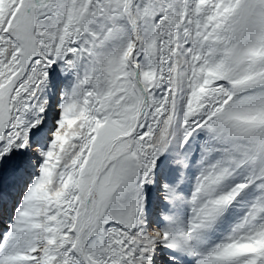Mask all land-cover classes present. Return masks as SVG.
<instances>
[{
  "label": "rangeland",
  "instance_id": "1",
  "mask_svg": "<svg viewBox=\"0 0 264 264\" xmlns=\"http://www.w3.org/2000/svg\"><path fill=\"white\" fill-rule=\"evenodd\" d=\"M127 3L0 0V233L9 231L0 248L11 252L0 264H264V0H130L128 14ZM185 66L186 172L166 174L171 204L156 235V199L166 196L155 153L163 136L172 139ZM230 115L240 116L235 128ZM242 143L239 170L226 180L216 169L233 166ZM128 159L143 189L127 217L112 209ZM196 160L201 175L187 188ZM85 199L99 215L80 245Z\"/></svg>",
  "mask_w": 264,
  "mask_h": 264
},
{
  "label": "bare ground",
  "instance_id": "2",
  "mask_svg": "<svg viewBox=\"0 0 264 264\" xmlns=\"http://www.w3.org/2000/svg\"><path fill=\"white\" fill-rule=\"evenodd\" d=\"M133 4H134V2H133ZM132 4V5H133ZM127 9H126V12H127V14L129 13V10H130V0H128V3H127V7H126ZM132 10V9H131ZM142 34H140V32L138 31L137 33L136 32H133V33H131V36H132V38H133V42H134V45H133V47H135L136 49L138 48V46L140 45V43H141V41H142V43H143V39L144 38H142L143 36H141ZM142 46V45H141ZM184 50H186V47L184 46ZM184 62H185V64L187 63V61L186 60H184ZM143 65V64H142ZM145 70L143 69V70H141L140 69V76H141V79H143V77H144V75H145V72H144ZM183 79H184V90H183V92H182V95H181V106H180V108H179V111H178V114H177V117H176V125L174 126V128L172 129V139L170 140V141H168V144L165 146V143L167 142L166 141V139H165V136H163L162 137V139H161V141H160V147H159V149H158V152L159 153H155L156 154V156H157V159H159V165H160V167L161 168H164V172L163 173H165V176H163V179H162V181H160L159 182V187H160V190L159 191H164L162 194H165V199H163V198H161V199H156V201H158V202H160L159 204H160V210L155 214V217H154V220H155V225H154V227H153V231L155 232V234L156 235H158V230H157V228L158 227H161L162 226V221L167 217V215H168V211H167V209H168V207H169V205L171 204V199L169 198V195L172 193L171 192V190H170V187L171 186H169V185H167V182H166V174H167V172H171V171H174V172H176V173H173V172H171V174H172V178H173V180L174 179H178V178H180V175L184 172V162H185V149H184V147H183V127H182V121H183V119H184V114H185V112H184V109L186 108V106H187V104H188V99H187V93H188V84H187V80H188V73H187V70H186V66L184 67V69H183ZM143 86H144V90L146 91V89H147V87H146V85H144L143 84ZM226 118H227V116H226ZM228 118H230V119H234L235 121H232V122H229L230 124H229V126H231L230 128H235L234 127V124L235 125H238V124H240L241 122H240V116L239 115H236V116H232V115H230V116H228ZM240 122V123H239ZM227 125H228V123H227ZM226 125V126H227ZM243 125H245V126H247L246 124H244L243 123ZM229 126H228V128H229ZM241 126H242V124H241ZM243 129H244V127H242ZM242 128H240V129H242ZM248 127H246V129H247ZM220 129V128H219ZM242 129V130H243ZM258 129H259V127H258ZM223 130V129H222ZM227 130V129H226ZM237 130H239V128L237 129ZM256 130H257V128H256ZM261 130V129H260ZM244 131V130H243ZM242 131V132H243ZM246 131V130H245ZM250 131H252L253 132V128H252V130H249V132ZM262 131V130H261ZM260 131V132H261ZM171 132V131H170ZM222 132V131H221ZM226 132V131H225ZM239 132V131H238ZM248 132V133H249ZM254 132H255V128H254ZM257 132V131H256ZM235 133V132H234ZM251 133V132H250ZM239 134V133H238ZM237 134V135H238ZM252 134V133H251ZM260 134V133H259ZM262 134H264V133H262ZM226 135V137H227V134H225ZM228 135H230V134H228ZM234 135V134H233ZM241 135H242V133H241ZM250 135V134H249ZM252 135H254V133L252 134ZM252 135H250L251 137H252ZM52 136V135H51ZM231 136V135H230ZM248 136V135H247ZM249 136V137H250ZM255 136V135H254ZM264 136V135H263ZM225 137V136H224ZM229 137V136H228ZM232 137V136H231ZM234 137H236V136H234ZM248 137V138H249ZM250 137V138H251ZM257 139L259 138V137H256ZM261 138H262V136H261ZM261 138L259 139L260 141H261ZM264 138V137H263ZM229 139H231V138H229ZM228 139V140H229ZM253 139H255V138H253ZM227 140V139H226ZM236 140V139H235ZM263 140L264 139H262V142H263ZM231 141V140H230ZM237 141V140H236ZM235 141V142H236ZM245 142V141H247V140H245V138H244V136L242 135L239 139H238V142ZM250 141H252V140H250ZM254 141V140H253ZM235 142H234V144H235ZM237 142V143H238ZM257 142V141H256ZM256 142H254V143H251L250 142V144H255ZM261 142V143H262ZM258 143V142H257ZM264 143V142H263ZM262 143V144H263ZM186 144V143H185ZM231 144H232V142H231ZM240 144V143H239ZM228 145V144H227ZM236 145V144H235ZM245 145H247V143L245 144ZM257 145V144H256ZM261 145V144H260ZM233 146V145H232ZM231 146V147H232ZM258 146V145H257ZM193 147V146H192ZM228 147V146H227ZM230 147V148H231ZM253 147V146H252ZM245 147H243V143H242V145H239L238 146V149H237V152H238V154H239V157H238V161L236 160V162H234L235 164L233 165V166H230L231 164H228L227 163V165H220L218 168H219V170H217L216 169V171H219V174H221L222 176H224L225 177V179L227 180L228 178H230L231 179V175H232V173H234L237 169H235L236 167H237V165H240L239 163H240V161H241V159L245 156V153H244V151L245 150H243ZM187 149V148H186ZM233 149V148H232ZM260 149H261V147H260ZM259 148H258V150H260ZM226 150H227V148H226ZM162 152H164L165 153V155H167L168 156V158H170L171 157V159H169V160H166V158L164 157L163 159L161 158V153ZM231 151H229L228 153H230ZM235 152V151H234ZM237 152L235 153V154H237ZM252 155V154H251ZM262 155V154H261ZM117 156H118V154L117 153H115V152H112V153H109V154H107V158H108V160H110L111 161V159H113V160H115L116 158H117ZM189 156H191V155H189ZM258 156H259V154H258ZM234 157V156H233ZM32 158V157H31ZM30 158V159H31ZM235 158V157H234ZM250 158H252L251 156H250ZM257 158H260V157H257ZM126 159V158H125ZM248 159V158H247ZM246 159V160H247ZM201 160V159H200ZM216 160V159H215ZM214 160V161H215ZM223 160V159H222ZM225 160V159H224ZM233 160V159H232ZM231 160V161H232ZM252 160V159H251ZM36 161V160H35ZM226 161V160H225ZM243 161V160H242ZM248 161H249V159H248ZM257 161H258V159H257ZM256 161V162H257ZM217 162V161H216ZM219 162V161H218ZM222 163L224 162V161H221ZM230 162V161H229ZM247 162V161H246ZM261 162V161H260ZM259 162V163H260ZM215 163V162H214ZM263 163V162H262ZM208 164V163H207ZM206 165V164H205ZM209 165V164H208ZM254 165V164H253ZM120 167H119V171H118V176L122 179V182H123V185L121 186V189H120V196H119V198L115 201V203H114V208L112 209V211L113 212H115V213H118V211H117V207H119L121 210H122V212H124L125 214H126V216L128 217V216H130V214L133 212V211H135V206H136V204L140 201V198H139V196H137V192H139L141 189H143L142 188V183H141V185H139V182H140V178L137 176V171H138V167L134 164V162L131 160V159H128V160H123V161H121L120 162V165H119ZM186 166V165H185ZM191 166V165H190ZM245 166V165H244ZM259 166V165H258ZM264 165H262L261 167H263ZM194 172H193V174H192V176H190L189 177V183H188V186H187V188L188 187H190L191 186V184H193V182L197 179V176H199V175H201V172H200V170H201V163H200V161H198V160H196V162L194 163ZM245 167H247V166H245ZM215 168H217V167H213V165L212 166H210L209 168H207L206 169V171H205V174H204V176L206 175V177H207V180H209L208 181V184H206L207 186H208V189L209 190H212L213 189V187L215 186V183H214V180H216L215 179V175H212L213 174V172L214 171H212L211 172V170L213 169H215ZM241 168H242V166H241ZM250 169H251V167H250ZM262 169V168H261ZM193 170V169H192ZM239 170V169H238ZM248 170V169H247ZM262 170H264V169H262ZM170 172H169V174H170ZM186 172V171H185ZM184 172V173H185ZM190 172V171H189ZM251 172H254V171H251ZM256 172V171H255ZM262 172H264V171H262ZM203 173V172H202ZM259 173V172H258ZM234 174H236V173H234ZM254 174H256V173H254ZM183 175V174H182ZM189 175V174H188ZM231 176V177H230ZM239 176V175H238ZM243 176V175H242ZM248 176H249V174H248ZM260 176H262V174L260 175ZM183 177V176H182ZM202 177V176H201ZM218 177V176H217ZM240 177V176H239ZM252 177V176H251ZM236 178V175L234 176V180H236L235 179ZM241 178V177H240ZM249 178V177H248ZM259 178H261V177H259ZM181 179V178H180ZM187 179V178H186ZM204 179V178H203ZM232 179H233V177H232ZM246 179V178H245ZM241 180V179H240ZM264 181V180H263ZM262 181V182H263ZM181 182V181H180ZM233 182V181H232ZM237 182H238V180H236V181H234L233 183H231V184H237ZM260 182V181H259ZM177 183V182H176ZM221 183V182H220ZM195 184H196V181H195ZM202 184H204V183H202ZM230 184V186H234V185H231ZM198 185H201V184H198ZM249 185V184H248ZM255 185H257V184H255ZM259 185V184H258ZM183 186V185H182ZM195 186V185H194ZM227 186H229V185H225V186H223L224 188H226ZM229 186V187H230ZM240 186V185H239ZM247 186V185H246ZM249 186H251V185H249ZM139 187H141L140 189H139ZM184 187V186H183ZM196 187V186H195ZM201 187V186H200ZM222 187V186H221ZM33 188V187H32ZM181 188V187H180ZM179 188V189H180ZM212 188V189H211ZM216 188V187H215ZM214 188V189H215ZM242 188V187H241ZM254 188H256L255 186H254ZM260 188V187H259ZM194 189V188H193ZM199 190V189H198ZM220 190V189H219ZM222 190V189H221ZM224 190V189H223ZM232 190V189H231ZM247 190V189H246ZM261 190H262V188H261ZM30 191V190H29ZM186 191V190H185ZM196 191V190H195ZM218 191V190H217ZM245 191V190H244ZM258 191V190H257ZM256 191V192H257ZM188 192V191H187ZM197 192V191H196ZM262 192V191H261ZM181 193V192H180ZM204 193V192H203ZM223 193H224V191H223ZM254 193V192H253ZM175 194V193H174ZM193 194V196H194V193L192 192L191 193V195ZM205 194H207V193H205ZM225 194V193H224ZM187 195V194H186ZM202 195V194H201ZM214 195H217L216 193L214 194ZM227 195V194H226ZM238 195V194H237ZM242 195V194H241ZM261 195V194H260ZM259 195V196H260ZM204 196V195H203ZM161 197V196H160ZM180 197H181V195H180ZM188 197V196H187ZM204 197H206V195L204 196ZM248 197V196H247ZM249 197H250V194H249ZM251 197H252V195H251ZM258 197V196H257ZM256 197V198H257ZM159 198V197H158ZM213 198V197H212ZM215 198V197H214ZM220 198V197H219ZM227 198H228V196H227ZM242 198V197H241ZM253 198V197H252ZM254 198H255V196H254ZM26 199V198H25ZM185 199H187V198H185ZM246 199V198H245ZM244 199V200H245ZM208 200V199H207ZM214 200V199H213ZM225 200V199H224ZM227 200V199H226ZM232 200V199H231ZM249 200H250V198H249ZM12 201V200H11ZM11 201L10 202H8V204H11ZM92 201V200H91ZM181 201V200H180ZM187 201V200H186ZM193 201V200H192ZM246 201V200H245ZM20 202V201H19ZM190 202V201H189ZM239 202H242V201H239ZM238 202V203H239ZM256 202V201H255ZM186 204H187V202H185ZM217 203V202H216ZM224 203V201L222 202V204ZM237 203V204H238ZM245 203V202H244ZM206 204V203H205ZM218 204V203H217ZM227 204V203H226ZM240 204V203H239ZM254 204V203H253ZM260 204V203H259ZM213 205V204H212ZM247 205V204H246ZM257 204H255V206H256ZM254 206V205H253ZM175 207V206H174ZM204 207V206H203ZM211 207V206H210ZM258 207H259V205H258ZM190 208V207H189ZM220 208V207H219ZM218 208V209H219ZM254 208V207H253ZM19 209V208H18ZM17 209V211H19ZM228 209V208H227ZM234 209V208H233ZM240 209H241V207H240ZM169 210V209H168ZM175 210H176V208H175ZM215 209H213V211H214ZM242 210V209H241ZM99 208H96L95 207V205H94V203L92 204V203H90L89 201H86V199H85V202L83 203V205H82V207H81V209H80V215H79V217H78V221H77V223H76V226H75V231H76V235H77V242L80 244V245H83V241H84V232H86L87 230V228H88V226L90 225V224H92L93 223V221H95L96 220V218L98 217V215H99ZM247 211V210H246ZM251 211V210H250ZM249 211V212H250ZM257 211V210H256ZM255 211V212H256ZM13 207H12V210L10 211V213H9V215L10 214H13ZM212 212V211H211ZM210 212V213H211ZM224 212V211H223ZM233 212V211H232ZM236 212V211H235ZM237 212L239 213V211L237 210ZM258 212V211H257ZM16 213V212H15ZM206 213V212H205ZM209 212H208V214H210ZM230 213V212H229ZM229 213H228V215H229ZM234 213V212H233ZM241 213V212H240ZM247 213H248V211H247ZM263 213V212H262ZM120 214V213H119ZM223 214V213H222ZM249 214H251V213H249ZM254 214V213H253ZM253 214H251V215H253ZM15 215H17V214H15ZM206 215V214H205ZM225 215V214H224ZM231 215V214H230ZM234 215V214H233ZM235 215H236V213H235ZM242 215V214H241ZM257 215V214H256ZM207 216V215H206ZM206 216H204V218L206 217ZM216 216V215H215ZM237 216V215H236ZM243 216V215H242ZM17 217V216H16ZM209 217V216H208ZM207 217V218H208ZM211 217V216H210ZM238 217V216H237ZM256 217V216H255ZM263 217V216H262ZM261 217V218H262ZM213 218H215V217H213ZM213 218H212V220H213ZM235 218V217H234ZM252 218V217H251ZM250 218V219H251ZM264 218V217H263ZM128 219V218H127ZM206 219V218H205ZM242 219V218H241ZM246 219V218H245ZM257 219V218H256ZM258 219H259V217H258ZM207 220V219H206ZM209 220H210V218H209ZM223 220V219H222ZM260 220V219H259ZM211 221V220H210ZM214 221V220H213ZM224 221V220H223ZM242 221V220H241ZM240 221V222H241ZM245 221V220H244ZM262 221V220H261ZM207 222V221H206ZM209 222V221H208ZM207 222V223H208ZM243 222V221H242ZM241 222V223H242ZM254 222V220L252 221V223ZM260 222V221H259ZM263 222V221H262ZM238 223V222H237ZM157 224H160L161 226H158ZM215 224V223H214ZM259 224V223H258ZM1 225H4V224H2V222H1ZM12 225V224H11ZM245 225V224H244ZM247 225H248V223H247ZM174 227V226H173ZM255 227V226H254ZM254 227H253V229H254ZM262 227H263V223H262ZM12 228V227H11ZM244 228V227H243ZM264 228V227H263ZM255 229H256V227H255ZM156 230V231H155ZM250 231H252L253 232V230H250ZM263 232V231H262ZM250 233V232H249ZM11 234V233H10ZM254 234V233H253ZM1 236H5L4 238H6V237H8L9 236V231H3L2 233H0V237ZM11 237V236H10ZM9 237V238H10ZM182 237V236H181ZM184 238V237H183ZM8 239V238H7ZM250 239V238H249ZM249 239H248V241H249ZM259 239V238H258ZM6 240V239H5ZM10 240V239H9ZM8 240V241H9ZM155 241H159L160 240V236H156L155 237V239H154ZM261 241H259V242H261V244H260V246H257V247H259V250L260 249H263L264 248V239H260ZM245 241V240H244ZM256 242V241H255ZM255 242H254V244H255ZM247 243V242H246ZM4 245H6V243L4 244ZM250 245V244H249ZM16 246V245H15ZM233 246V245H232ZM169 248H171V246L169 247ZM174 248H176V247H174ZM226 248V247H225ZM253 248V247H252ZM256 248V247H255ZM228 249V248H227ZM227 249H226V251H227ZM250 249V248H249ZM172 250V249H171ZM222 250V249H221ZM258 250V251H259ZM175 251H177V250H175ZM174 250L172 251V253H174L175 252ZM223 251H224V249H223ZM169 252H170V250H169ZM252 252V251H251ZM255 252V251H254ZM257 252V251H256ZM177 253V252H176ZM223 252L221 251V254H222ZM226 252H224L223 253V255L225 254ZM227 254V253H226ZM226 254L224 255V256H226ZM228 254H231V251L228 253ZM233 254V253H232ZM263 255H262V261H264V253H262ZM9 255H11V252H9V248L8 247H1L0 248V260H2V259H4V258H6L7 256H9ZM14 255V254H13ZM176 255H178V253L176 254ZM258 255V254H257ZM228 256V255H227ZM261 256V255H260ZM180 257V256H179ZM222 257V256H221ZM243 257V256H242ZM246 257H248V256H246ZM245 257V258H246ZM9 258H10V256H9ZM12 258V257H11ZM14 258V257H13ZM177 258V257H176ZM224 258V257H223ZM228 258H229V256H228ZM15 259V258H14ZM180 259V258H179ZM221 259V258H220ZM227 259V258H226ZM231 259V258H230ZM244 259V258H243ZM251 259V258H250ZM12 260V259H11ZM224 260L225 259H223V262H224ZM228 260V259H227ZM236 261H237V259H235ZM239 260H241V257L239 258ZM249 260V259H248ZM4 261H9V260H6V259H4ZM3 261V262H4ZM229 261H232V260H229ZM243 261H245V260H243ZM242 261V262H243ZM250 261H254V260H250ZM261 261V262H262ZM6 262V263H7ZM13 262V261H12ZM14 262H15V260H14ZM233 262H235V261H233ZM238 262V261H237ZM5 263V264H6ZM16 263V262H15ZM229 263V262H228ZM244 263V262H243ZM255 263V262H254ZM9 264V263H8ZM13 264V263H12ZM224 264H225V262H224ZM238 264V263H237ZM245 264H246V262H245ZM248 264V263H247ZM262 264V263H261Z\"/></svg>",
  "mask_w": 264,
  "mask_h": 264
}]
</instances>
